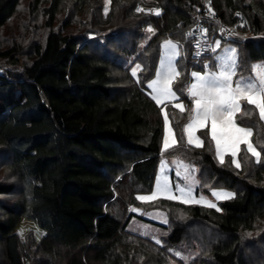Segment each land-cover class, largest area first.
<instances>
[{
	"label": "trees",
	"instance_id": "trees-1",
	"mask_svg": "<svg viewBox=\"0 0 264 264\" xmlns=\"http://www.w3.org/2000/svg\"><path fill=\"white\" fill-rule=\"evenodd\" d=\"M207 1L218 19L252 36L232 41L238 70L250 74L254 63L264 62V0H111L107 13L104 0H0V37L24 3L25 29L31 36L39 31L22 63L25 30L11 47L0 38V155L7 156L1 168L22 192L0 203V264H264V120L258 109L244 103L238 117L252 130L260 162L243 151L238 169L217 160L211 141L196 148L185 140L193 115L185 91L196 66L190 31ZM139 5L158 6L161 14L138 13ZM210 26L211 39L218 37L217 25ZM169 40L187 59L174 83L185 111L158 105L147 88ZM164 107L177 137L165 153ZM166 158L199 162L200 190L228 188L236 197L220 211L165 199L141 203L137 196L152 192ZM15 190L14 183L0 184V196ZM128 207L143 216L166 213L167 223L147 219L162 230L158 240L129 231L143 216ZM24 220L35 229L22 236ZM184 246L188 251L178 260L175 249ZM188 253L194 258L184 263Z\"/></svg>",
	"mask_w": 264,
	"mask_h": 264
},
{
	"label": "rangeland",
	"instance_id": "rangeland-1",
	"mask_svg": "<svg viewBox=\"0 0 264 264\" xmlns=\"http://www.w3.org/2000/svg\"><path fill=\"white\" fill-rule=\"evenodd\" d=\"M104 4H105V11L107 13L110 10L111 0H104ZM25 5L26 3H24L21 7L19 14L21 15L20 18L18 19L17 17L13 19L10 25L5 30L2 31L0 37L2 42L4 43V47H11V45L15 43L12 40L16 36H18L17 33L19 34L20 30L23 29L25 30V31L23 30L25 32V36L22 38V41L20 42V46H21L20 54H23L22 56H19L21 63L26 58L25 54H27L28 46L30 45L31 41L34 39H38L39 37V31H36L31 36L29 35V31L31 29H27L28 27L26 28L27 30L25 29L27 18L29 15L28 11H25L24 8ZM62 17L63 15L61 16V18ZM149 29H148L149 34L153 35L154 29L153 28H149ZM236 35L237 36L234 40H239V41H245L246 39L252 37L250 36V34H242L238 30L236 31ZM94 37L95 35H90V38H94ZM17 39L18 38H15V40ZM232 41L222 42L217 36L211 39L212 57L210 59H206L202 61L201 64L199 63L200 65L196 64L195 68L191 69L190 72L191 79L187 86V90L185 91V95H187L192 101L193 115H192V119L185 126L184 134H185L186 143L192 147L203 148L205 147V145H207L206 141H211L212 145H214V147L212 148L213 155L217 158V160L220 163L221 160H223L224 164L228 160H231L232 163L233 160H236L240 164V167L238 168L240 169L241 168L240 157L243 151L249 152L254 157V160H256V162H260V155L259 157H257L253 155L252 152L247 150L248 143H251L253 145L255 152L259 153V151L257 150V148L255 147L252 141V130H251V134L247 136H242V134L234 131L235 127L250 129V127L242 126L239 123V117H238L242 105L244 103H248L247 96L237 95L235 97V101L239 105V108L238 109L233 108V110L225 112L222 117L217 119L216 132H217V136L220 138V144L218 147L216 140L212 138V119L211 118L204 119L202 115L201 116L197 115V106L195 103V99H199V95H197L195 98H193L191 95L193 92L199 94L201 91L200 88L201 79L198 77H193L192 73H199L200 77L204 78V83L206 85H211L214 79L217 82H222L225 78V74L231 71V65L233 64L234 60L236 67H235V74L232 75L231 77V82H230L231 88L235 89L238 81L242 85H246L248 83H254L257 85V89L259 88L260 79L261 77H264V62L254 63L250 74L240 73V71L238 70V46L235 42ZM166 42H170V44ZM216 42H219L218 47ZM173 45L175 46V48L172 47ZM231 49L236 50L235 56H233V53L230 51ZM186 61L187 59L185 58L183 48L178 43L170 40L162 43L161 57L158 63L155 76L147 83V88L152 98L153 96H158L160 100L159 103H157V100L154 99L158 105L163 106L170 103L173 104L178 110L181 111L186 110L187 108L186 102L181 100L182 98L180 94L181 92L180 93L177 92L176 91L177 89L174 85L179 75L172 74L170 78V82L168 83V87L171 89L172 92L175 93L174 96H162L159 95L157 91L158 89L164 86L166 77L168 76L169 73V66L175 69V73L179 74L178 71L179 63L181 62L185 63ZM11 65L12 64H10L9 66ZM205 65H208V67L205 68ZM254 66H260V67L254 68ZM138 69H140V67L137 68V70ZM153 81H156L157 83L153 85V87L151 88L148 87V85L151 84ZM192 85H196V87L193 88ZM221 95L224 96L227 95V93L222 91ZM252 98L256 99L255 96H253ZM250 105L256 107L254 104H250ZM162 114L164 118V135L162 140V152L165 153L170 148L176 146L177 137L167 107L163 108ZM165 117H167V121L165 120ZM229 121H231V123H228ZM189 125L190 127H187ZM166 135H167L168 145H170L168 148H165ZM189 136H191L192 143H189ZM237 140H239V142H237ZM197 143H201V146L197 147L196 146ZM233 152L236 153L235 156L232 155ZM2 162H7V156L4 153L0 155V184H6V183L16 184V190L13 192L12 195L0 196V203L1 202L6 203L10 198L19 197L22 192H21L20 184L16 180L17 178H15L11 174V172H9L5 167L1 168L5 166L4 164L2 165ZM233 166L236 167L234 163ZM199 173H200L199 162H184L176 158H166L158 166L152 192L149 194L137 196V200H139L141 203H151L165 199V200L178 202L184 205H199L203 207H208L207 206L208 203L211 202L216 204L217 208H220L221 203L231 199H217L215 196L212 195V192L214 191L232 192L235 193V197H236V192L228 188H215L210 192H204L203 190H200L199 188L201 186V181H200ZM165 184L168 185V190H164ZM177 188L183 189V192L178 191ZM189 189L191 190L190 194H189ZM169 196H174L175 199H169L168 198ZM139 197H146L148 199H140ZM126 209L128 212L131 211L136 214L139 213L140 215L143 216V212L141 211V209L138 208L133 209L132 207H128ZM147 219L157 222H164V223L168 222V218L165 212L151 211L146 213L143 216V218L140 217L134 218L131 221L128 229L132 233L141 235L146 238H151L156 241L160 238L163 232L160 229V227L154 225L151 221ZM30 228H34V226L31 224V222L24 220L19 229V232L23 236L27 234ZM186 247L187 246H184L183 248L175 249V254L177 255L178 260H181L179 258L181 255L182 256L184 255L183 252L188 251ZM0 249H1V244H0ZM192 258H194V256L191 253H188L187 255L184 256V263H189V261Z\"/></svg>",
	"mask_w": 264,
	"mask_h": 264
},
{
	"label": "snow or ice",
	"instance_id": "snow-or-ice-1",
	"mask_svg": "<svg viewBox=\"0 0 264 264\" xmlns=\"http://www.w3.org/2000/svg\"><path fill=\"white\" fill-rule=\"evenodd\" d=\"M156 14H159V11H157ZM151 30V29H149ZM170 44V42H166ZM217 47L219 46V42H216ZM175 48V46H172ZM214 50V49H213ZM233 53V56H235L236 50L231 49L230 50ZM208 65H205V68H207ZM235 60L233 61V64L231 65V71L227 72L225 74V78L222 82H217L215 79L213 80V83L211 85H206L204 83V78L200 77L199 73H192L193 77H198L201 79V91L199 94L193 92L191 95L193 98H195L197 95H199V99H195V103L197 106V115L203 116L204 119L211 118L212 119V138L216 140L217 146L219 147L220 144V138L217 136L216 132V121L218 118L222 117L225 112L233 110V108L238 109L239 105L235 101V97L237 95L241 96H247L248 103L254 104L258 109L259 113L262 119H264V77H261L260 79V86L257 89V85L254 83H248L246 85H242L239 81L236 84L235 89L231 88V77L235 74ZM260 67V66H254V68ZM137 68H139V65H137L136 68L132 69V75L135 76L137 72ZM172 74L179 75L178 73H175V69L169 66V73L166 77L164 86L158 89L159 95L162 96H174L175 93L171 91V89L168 87V83L170 82V78ZM157 82L153 81L151 84L148 85V87H153ZM193 88L196 87V85H192ZM255 90V91H254ZM227 93V95L222 96L221 92ZM250 94V95H249ZM255 96L256 99H253L252 97ZM153 99L157 100V103L160 102L158 96H153ZM179 106V105H177ZM165 120L167 121V117H165ZM228 123H231L229 121ZM187 127H190L187 126ZM187 130V128H186ZM234 131L237 133L242 134V136H247L251 134V129H245L241 127H235ZM239 142V140H237ZM189 143H192L191 136H189ZM170 145H168L167 141V135L165 136V148H168ZM197 147L201 146V143L196 144ZM247 150L252 152L253 155L259 157V153L255 152L253 145L251 143H248ZM233 156L236 155L235 152L232 153ZM221 163H223V160H221ZM233 163L237 168L240 167V164L233 160ZM159 187V185H158ZM164 190H168V185H164ZM178 191L183 192V189L177 188ZM191 193V190L189 189V194ZM212 195L215 196L217 199H232L235 197V193L232 192H223V191H214L212 192ZM140 199H148L146 197H139ZM169 199H175L174 196H169ZM208 207L216 208L217 211H220V208H217L216 204L209 202ZM250 236L251 233H248ZM159 243V241H157Z\"/></svg>",
	"mask_w": 264,
	"mask_h": 264
},
{
	"label": "built area",
	"instance_id": "built-area-1",
	"mask_svg": "<svg viewBox=\"0 0 264 264\" xmlns=\"http://www.w3.org/2000/svg\"><path fill=\"white\" fill-rule=\"evenodd\" d=\"M138 13L148 15H160L161 8L158 6H145L139 5L137 8ZM159 11V14H156ZM242 19V15L238 13ZM210 24L217 25L218 37L222 42H230L236 38V29L230 27L226 23L218 19L211 2L207 1L202 6L198 7L197 22L193 29L190 31L192 40V54L191 60L198 64L211 57L212 44H211V26Z\"/></svg>",
	"mask_w": 264,
	"mask_h": 264
}]
</instances>
